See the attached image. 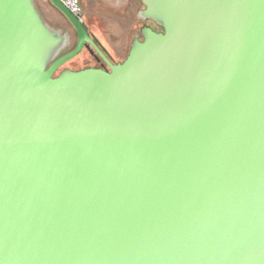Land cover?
Here are the masks:
<instances>
[{
    "label": "water",
    "instance_id": "95a60500",
    "mask_svg": "<svg viewBox=\"0 0 264 264\" xmlns=\"http://www.w3.org/2000/svg\"><path fill=\"white\" fill-rule=\"evenodd\" d=\"M51 1L64 55L0 0V264H264V0H142L117 64Z\"/></svg>",
    "mask_w": 264,
    "mask_h": 264
},
{
    "label": "crops",
    "instance_id": "0c3cea01",
    "mask_svg": "<svg viewBox=\"0 0 264 264\" xmlns=\"http://www.w3.org/2000/svg\"><path fill=\"white\" fill-rule=\"evenodd\" d=\"M83 1L85 6L83 17L86 20L83 23H86L85 26L101 41L113 59H125L134 38L139 33L141 19H143L140 15L142 9L139 10L135 7L131 10L132 20L127 28L123 21L128 17V4L132 0H103L107 3L105 13L94 8L92 3L95 0ZM96 1L99 2V0ZM132 31L135 35L134 38H132Z\"/></svg>",
    "mask_w": 264,
    "mask_h": 264
},
{
    "label": "flooded vegetation",
    "instance_id": "af4514ba",
    "mask_svg": "<svg viewBox=\"0 0 264 264\" xmlns=\"http://www.w3.org/2000/svg\"><path fill=\"white\" fill-rule=\"evenodd\" d=\"M61 1L65 3L66 0H61ZM34 2H35L36 7L38 8L39 12L42 14L43 18L45 19V21L47 22V24L51 28H53L55 30H61L63 33H67L69 35V43L68 44L71 45L72 48L64 50L61 55H64V54L72 51L76 47L77 41H78V36H77V33H76L74 26L70 23V21L66 18V16L53 4V2L51 0H34ZM80 4H81V9H82V14L84 16V8H85L84 1L80 0ZM92 4H93L94 8L97 10H100V12L105 13V11H107V9H106L107 3L103 0H99V2H97L95 0V1H93ZM134 4H136V5H134ZM135 7H136V9H139V10L145 8V6L142 4L141 0H138V1L132 0L128 4V11H127L128 17L125 19V21H123L124 25L127 28H129L130 22L132 20L131 10L133 8L135 9ZM82 22H83V17H82ZM144 26H149L157 32L163 31V29L161 27L157 26L153 21L141 19L140 28L138 31L139 33L136 35L139 38V40H142L140 30ZM86 29H87L90 37L100 47V49L105 53V55L110 59V61L113 64H117L119 62L124 61V59H121V60L120 59L119 60L113 59L109 55L107 49L104 47V45L101 43V41L93 33H91L87 27H86ZM133 34L134 33L132 31V38L135 37V35H133ZM74 37L76 38V42H75V45L73 46L72 44H73ZM84 49H86L88 51L90 58L85 60V65H84L83 69L95 67V68H101V69L109 70L108 65L98 55V53L95 51V49L92 47L91 44H86ZM63 66L59 69L58 73L64 69H66V67L63 68Z\"/></svg>",
    "mask_w": 264,
    "mask_h": 264
},
{
    "label": "rangeland",
    "instance_id": "374dc122",
    "mask_svg": "<svg viewBox=\"0 0 264 264\" xmlns=\"http://www.w3.org/2000/svg\"><path fill=\"white\" fill-rule=\"evenodd\" d=\"M83 21L86 22L85 17H83ZM85 24L86 23H84V25ZM97 29H98V27H97ZM75 42H76V38L74 37L73 44H72L73 46L75 45ZM69 46L65 50L72 48L71 45H69ZM89 58H90V55H89L88 51L86 49H84L76 57H74L73 59L66 62L65 65L63 66V68L66 67V69H70V70H74V71L81 70V69H83V67L85 65V60L89 59Z\"/></svg>",
    "mask_w": 264,
    "mask_h": 264
},
{
    "label": "built area",
    "instance_id": "2783aa9c",
    "mask_svg": "<svg viewBox=\"0 0 264 264\" xmlns=\"http://www.w3.org/2000/svg\"><path fill=\"white\" fill-rule=\"evenodd\" d=\"M65 4L72 14H74L75 16H77L79 19L82 20L83 14H82L80 0H66Z\"/></svg>",
    "mask_w": 264,
    "mask_h": 264
}]
</instances>
